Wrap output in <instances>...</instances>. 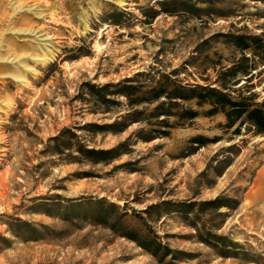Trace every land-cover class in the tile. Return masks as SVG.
Instances as JSON below:
<instances>
[{
	"label": "rangeland",
	"instance_id": "1",
	"mask_svg": "<svg viewBox=\"0 0 264 264\" xmlns=\"http://www.w3.org/2000/svg\"><path fill=\"white\" fill-rule=\"evenodd\" d=\"M199 85L264 102V0H0V264H264V134Z\"/></svg>",
	"mask_w": 264,
	"mask_h": 264
},
{
	"label": "trees",
	"instance_id": "2",
	"mask_svg": "<svg viewBox=\"0 0 264 264\" xmlns=\"http://www.w3.org/2000/svg\"><path fill=\"white\" fill-rule=\"evenodd\" d=\"M243 48H247V46ZM230 70L231 68L228 69V71ZM129 88L133 87L129 86ZM154 95L155 98L160 97L158 92H155ZM192 97H197V104L199 106H209L205 114L212 115L218 112L222 113L226 119V127H233L236 125L234 130L239 131L242 125L248 124L250 127L249 129L254 134H264V102L261 104L253 103L251 98L241 95H238V98H233L229 93L220 91L217 88L200 85L199 93ZM163 106L164 102H160L155 106L154 110H161ZM185 112V117L187 119H193L200 114L191 108L185 110ZM160 114H163V112H160ZM159 121L163 122L162 119Z\"/></svg>",
	"mask_w": 264,
	"mask_h": 264
}]
</instances>
